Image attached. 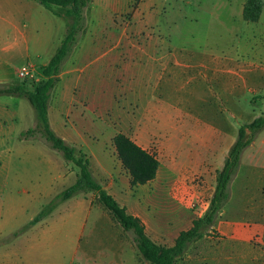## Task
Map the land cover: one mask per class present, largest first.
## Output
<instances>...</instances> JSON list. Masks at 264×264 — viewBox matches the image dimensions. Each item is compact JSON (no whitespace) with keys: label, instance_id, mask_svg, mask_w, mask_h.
Instances as JSON below:
<instances>
[{"label":"crops","instance_id":"0c3cea01","mask_svg":"<svg viewBox=\"0 0 264 264\" xmlns=\"http://www.w3.org/2000/svg\"><path fill=\"white\" fill-rule=\"evenodd\" d=\"M137 1L138 5L134 6ZM156 1L90 0L84 9L82 32L71 55L63 63L60 80L49 102L50 125L67 143L79 142L82 149H88L90 138L87 139L85 133L88 131L91 135L101 130L100 125H106L101 115L97 120L87 118L79 122L69 118L66 120L65 117L83 106L88 109H106L109 72H105V68L108 61H111L117 71L115 75L122 71L118 63L123 58V48L132 45L133 38L148 45V49L153 50L150 54L159 53L161 60H167V91L175 99L185 101V98L174 92L181 89L185 72H221L220 64L215 61L224 58L202 56L198 61L178 56L165 48L167 20L160 17ZM219 1L208 0V4L196 9L199 12L219 9ZM246 2L226 0L221 6L227 11V18L237 14L243 19ZM127 14L131 15V21L125 20ZM187 15L185 13V20L188 19ZM256 24L259 25L260 35L243 37L238 42L242 58L225 57L232 63L227 72H264V9ZM67 29L65 18L55 15L35 0H0V88L20 85L18 73L27 64H34V76L38 80L42 79V67L48 65L56 54ZM93 52L95 56L92 59ZM239 59L243 62H238ZM86 60H90V63H86ZM165 73L139 72V75L155 83V79H161ZM173 79L175 86L171 84ZM153 90L155 92V89L149 88L139 91L146 94L145 104L151 97L147 93L153 95ZM54 94L57 97L56 114L52 112L51 98ZM167 115V121L172 123L171 119L175 115ZM145 118L149 124L156 122L153 118ZM36 124V111L27 98L0 95V238L29 225L12 243L0 245V264H139L137 259L141 254L135 242V248L125 246L124 237L128 232L123 230L101 203L102 206L95 203L97 200L91 195H75L60 203L42 221L32 224L55 195L75 185L78 179L77 171L73 170L60 152L42 141L25 139L23 133L33 129ZM219 146L215 144L213 147L218 149ZM185 163L194 165L193 170L187 171L182 184L175 190L185 204L195 202L199 208L200 204L206 203V200L199 199V177L205 173L206 177L210 176L214 168L212 165L199 172L195 171L198 161ZM222 167L223 164L215 169L219 171ZM148 185L150 183L139 187ZM250 188L244 186V189ZM104 189L121 206L126 207L130 214L143 222L147 234L153 239L148 230L150 215L147 218L139 209L134 210L122 204V192L114 184ZM258 195L264 198V183H260V191L257 189L256 192L243 194L251 198ZM234 198L232 191L231 199ZM153 199L149 195L139 196L137 202L140 204L141 200L143 209L148 212ZM198 216L188 219L175 212L169 213L167 245L158 244L173 247L181 232L190 230L194 221L202 217L200 214ZM116 225L120 226L119 232ZM194 245H202L196 257L202 258L204 264H264V214L227 213L224 209L203 237L189 247L184 255L187 261ZM129 253L133 256L130 257ZM134 256L136 260H133Z\"/></svg>","mask_w":264,"mask_h":264},{"label":"rangeland","instance_id":"374dc122","mask_svg":"<svg viewBox=\"0 0 264 264\" xmlns=\"http://www.w3.org/2000/svg\"><path fill=\"white\" fill-rule=\"evenodd\" d=\"M207 1L158 0L156 6L162 20H167L165 48L178 56L198 61L202 56L224 58L215 61L220 64L221 72H185L181 89L174 91L185 98V101L175 99L167 91V60H161L159 53L150 54L153 50L148 49V45L133 38V44L123 48L124 55L118 63V66H122V71L115 75L117 71L111 61H108L105 68V72H109L106 109H88L83 106L65 117L66 120L69 118L79 122L80 119L87 118L97 120L101 115L100 118L106 125H100L101 130H96L91 135L88 131L85 133L87 139L90 138L88 149H82L79 142L68 143L76 148V156L80 157L81 151L84 159L90 160L92 175L103 188L114 184L116 189L122 192V204L125 203L134 210L139 209L145 217L150 215L148 230L157 243L165 245L169 213L175 212L188 219L198 218V214L203 216L206 213L209 208L207 201L216 186L218 171L215 168L222 164L224 166L229 150L237 140L239 129L264 115V72H227L232 63L225 59L237 56L242 58L239 40L250 35H260L259 25L248 23L237 14L227 18L228 13L221 6L226 0L219 1V9L197 11L196 8L208 4ZM138 3L135 2L134 6ZM185 13H188L186 20ZM124 18L131 21L130 14ZM92 54L93 59L95 53ZM240 60L238 62H243ZM88 62L90 63V60H86V63ZM139 72L166 73L161 79L156 78L153 83L151 79L139 75ZM19 82L20 85L26 82L27 87L32 89V83L39 80L33 77L21 79ZM175 83L173 79L171 84L175 86ZM145 88L155 89L153 95L147 93L151 97L146 104V94L139 92ZM56 100V95H52L54 114L57 113ZM167 114L175 115L171 119L172 123L167 121ZM145 117L153 118L156 122L149 124ZM36 126L37 124L34 128ZM84 127L87 129V126ZM119 133L129 136L160 161L158 176L148 187L131 185L130 174L122 165L113 142ZM35 141L46 144L40 137ZM215 144L220 145L218 149L213 147ZM186 161H198L195 171H203V168L212 165L214 168L210 176L206 177V173H203L204 175L199 177V199L206 200L204 205L198 206L199 208L185 204L175 190L182 184L187 171L193 170L194 165H186ZM69 164L79 175L80 169L72 162ZM260 183H264V129L254 135L253 142L243 153L240 168L231 184V196L233 191L235 198L231 199L230 196L225 211L264 214V198L259 195L255 198L243 196L246 192L253 193L257 189L260 191ZM245 185L251 188L244 189ZM80 194L91 195L97 200L95 203L100 204L94 191L89 189ZM147 195L154 198L148 212L143 209L141 200L140 204L137 202L139 196ZM49 203L50 201L46 207ZM28 227L29 225H26L17 232L0 238V245L12 243ZM115 228L119 232L120 226L116 225ZM207 230L208 228L203 232ZM124 243L126 247L135 248L131 233H125ZM199 246L202 245H194L188 261L184 256L178 260V264H204L202 258L196 257V252L201 250ZM132 256L131 254L130 257ZM133 260H136L135 256ZM137 261L139 264H148L141 256Z\"/></svg>","mask_w":264,"mask_h":264},{"label":"trees","instance_id":"16d2710c","mask_svg":"<svg viewBox=\"0 0 264 264\" xmlns=\"http://www.w3.org/2000/svg\"><path fill=\"white\" fill-rule=\"evenodd\" d=\"M35 1L46 6L55 15L67 20V34L48 65L42 67L43 77L39 82L32 83V89H29L24 82L22 85L0 88V95L27 98L36 111L37 126L25 132V139L40 137L52 149L60 152L66 161L74 163L80 169V173L75 185L55 196L47 207L45 205L32 224L42 221L63 201L90 189L97 194L99 202L109 211L123 230L133 235L136 247L145 262L148 264H177L189 247L203 237L204 229H209L214 225L228 204L231 196V184L240 168L243 153L253 142L254 135L264 129V115L239 129L237 140L231 147L223 168L217 173L215 192L206 213L194 221L190 230L181 232L173 247L160 245L147 234L143 222L130 214L126 207L121 206L95 180L90 169V160L84 159L81 151L79 152L80 157L76 156V148L57 135L50 125L49 102L51 93L60 80L63 63L71 55L78 42L84 25V9L90 0ZM263 9L264 0H247L243 11L244 21L248 23L258 22ZM113 142L122 165L130 174L133 187L149 184L157 178L160 161L154 154L142 148L124 133L117 134ZM17 235L16 233L15 236Z\"/></svg>","mask_w":264,"mask_h":264},{"label":"built area","instance_id":"2783aa9c","mask_svg":"<svg viewBox=\"0 0 264 264\" xmlns=\"http://www.w3.org/2000/svg\"><path fill=\"white\" fill-rule=\"evenodd\" d=\"M35 70V65L34 64H27L24 68H22L20 71H19V77L21 79H24V78H33L35 77L33 72ZM192 206L193 207H196L197 206V203L195 202H192Z\"/></svg>","mask_w":264,"mask_h":264}]
</instances>
